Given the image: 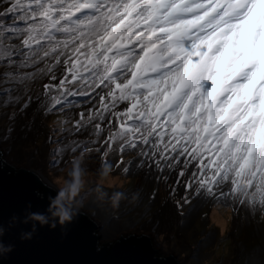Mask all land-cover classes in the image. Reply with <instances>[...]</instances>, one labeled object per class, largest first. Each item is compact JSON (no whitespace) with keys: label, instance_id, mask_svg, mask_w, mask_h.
<instances>
[{"label":"snow or ice","instance_id":"obj_1","mask_svg":"<svg viewBox=\"0 0 264 264\" xmlns=\"http://www.w3.org/2000/svg\"><path fill=\"white\" fill-rule=\"evenodd\" d=\"M0 67L6 104L88 133L54 157L133 152L181 211L264 215V0H0Z\"/></svg>","mask_w":264,"mask_h":264},{"label":"rangeland","instance_id":"obj_2","mask_svg":"<svg viewBox=\"0 0 264 264\" xmlns=\"http://www.w3.org/2000/svg\"><path fill=\"white\" fill-rule=\"evenodd\" d=\"M2 70L0 67V71ZM33 88L40 90L39 85H34ZM6 100L7 93L0 91L1 147L7 151L12 146L22 157L18 164L36 168L52 184V178L63 171L73 156L69 151L62 159L54 157V149L71 140L87 139L88 133L72 134L62 131L59 123L62 117H58L55 112L45 114L44 109H41L42 116L36 118L43 131L37 137L15 142L16 145L6 143L14 135V118L23 114L21 109L26 99L22 96L19 102L7 104ZM21 116L22 121L26 122L27 117ZM52 121L57 123L53 125ZM123 159L133 160L128 166V173L122 171L123 166H113L114 171L106 184L98 185L93 179L80 197L83 205L81 210L96 217L100 226L99 234L104 242H113L120 236L131 234L149 236L148 232H152L151 240L155 250L164 256L172 254L183 264H264V223L260 221L259 214L253 216L243 208L239 209L238 214L231 210L227 231L222 232L219 223L213 218L217 205L204 198L194 199L182 211L177 207L180 223L172 231L157 229V225H153L155 228L152 231L148 230L146 227L157 221L158 213L170 196V189L162 179H158L160 174L155 169L137 166L135 153L130 152ZM102 163L96 154H92L87 167L94 173ZM113 164L115 165V160ZM98 187L103 194L102 198H98Z\"/></svg>","mask_w":264,"mask_h":264},{"label":"water","instance_id":"obj_3","mask_svg":"<svg viewBox=\"0 0 264 264\" xmlns=\"http://www.w3.org/2000/svg\"><path fill=\"white\" fill-rule=\"evenodd\" d=\"M55 195L53 184L37 170L15 162L0 144V226L8 228L11 217L23 216L29 205L32 211H46L49 198ZM81 213L67 227L39 229L30 241L19 238L30 226L8 228L0 239L15 248L0 257V264H183L174 255L155 250L148 235L131 234L104 242L96 217Z\"/></svg>","mask_w":264,"mask_h":264},{"label":"clouds","instance_id":"obj_4","mask_svg":"<svg viewBox=\"0 0 264 264\" xmlns=\"http://www.w3.org/2000/svg\"><path fill=\"white\" fill-rule=\"evenodd\" d=\"M51 123L55 125L57 122ZM91 158L92 154L88 150H82L73 155L63 171L52 178L51 182L56 188V195L49 198L46 211H32L29 205L23 216L11 217L8 228L18 224L30 226V228L26 227L27 230L22 231L19 237L21 241H30L41 228L55 230L57 227L64 228L72 224L82 214L83 205L80 197L88 189L92 180L95 179L98 185H104L114 171L111 163H102L98 171L91 172L87 167ZM97 193L98 198H102L103 194L100 193L99 187ZM214 214L220 218L218 223L221 231H227L228 222L231 220V208L217 206ZM260 221L264 223V215H260ZM8 228L0 226V238L6 234ZM14 248V244H5L0 239V257L10 254Z\"/></svg>","mask_w":264,"mask_h":264},{"label":"bare ground","instance_id":"obj_5","mask_svg":"<svg viewBox=\"0 0 264 264\" xmlns=\"http://www.w3.org/2000/svg\"><path fill=\"white\" fill-rule=\"evenodd\" d=\"M40 105H41V100H36L35 98H33L30 106L27 109H23V114H20L19 116H17V118L16 117L14 118L15 119L14 135L11 137L9 141L6 140V143H12L16 145L15 142L28 141V140L34 139L35 136L37 137V135L43 131L40 121L36 118L37 116H42L43 110L41 109L43 108H41ZM21 115H24L25 117H27L26 122L22 121ZM6 149H8V147H6ZM6 152L17 163L18 161H20V159H22L21 155H19L17 150L13 149L12 146ZM35 162L38 163L39 161L35 160ZM34 169L37 170L36 168ZM37 171L38 173H40L39 170ZM43 177L46 178L48 181H50L47 177L45 176ZM213 218L218 223V220L220 219L219 216L213 213ZM154 222H153L154 224L146 228L152 231L153 230L152 228H155L153 225H157L158 226L157 229H166V230L172 231L175 227L179 225L180 214H179L176 204L170 198L166 200V203L163 205L161 211L157 215V221H154ZM148 233L150 237L153 236L152 232L151 233L148 232Z\"/></svg>","mask_w":264,"mask_h":264}]
</instances>
